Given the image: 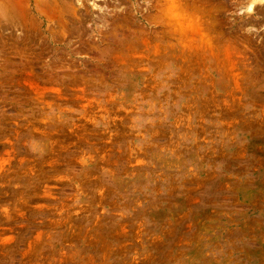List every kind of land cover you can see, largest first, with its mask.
I'll list each match as a JSON object with an SVG mask.
<instances>
[{"label": "rangeland", "instance_id": "obj_1", "mask_svg": "<svg viewBox=\"0 0 264 264\" xmlns=\"http://www.w3.org/2000/svg\"><path fill=\"white\" fill-rule=\"evenodd\" d=\"M245 2L0 13V264H264V0Z\"/></svg>", "mask_w": 264, "mask_h": 264}, {"label": "bare ground", "instance_id": "obj_2", "mask_svg": "<svg viewBox=\"0 0 264 264\" xmlns=\"http://www.w3.org/2000/svg\"><path fill=\"white\" fill-rule=\"evenodd\" d=\"M34 1L42 2L43 6H38L37 4L35 5ZM71 1L72 0H0V13H18L19 10L25 9L28 10L30 13H40L42 11L45 12V10L52 11L55 13H64L67 12L69 9H65L63 6L65 4V6H67V4ZM255 1L257 0H246V2L241 5H243V7L250 8ZM255 13H264V8H261V10L258 9Z\"/></svg>", "mask_w": 264, "mask_h": 264}]
</instances>
